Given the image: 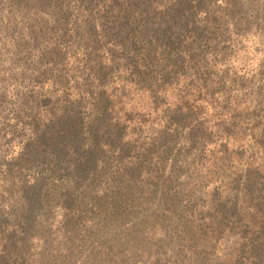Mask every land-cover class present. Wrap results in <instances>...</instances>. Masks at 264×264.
<instances>
[{
	"label": "rangeland",
	"instance_id": "1",
	"mask_svg": "<svg viewBox=\"0 0 264 264\" xmlns=\"http://www.w3.org/2000/svg\"><path fill=\"white\" fill-rule=\"evenodd\" d=\"M98 1L0 0V264H264V0L227 7L225 37L149 87L110 72L119 132L93 149L75 31ZM81 97L77 146L23 157Z\"/></svg>",
	"mask_w": 264,
	"mask_h": 264
},
{
	"label": "trees",
	"instance_id": "2",
	"mask_svg": "<svg viewBox=\"0 0 264 264\" xmlns=\"http://www.w3.org/2000/svg\"><path fill=\"white\" fill-rule=\"evenodd\" d=\"M212 1L97 2L98 23L95 24L96 17L91 16V24L90 21L84 22L83 31H75V37L79 39L78 47L85 48L82 60L77 63H81V68L76 66L75 70L81 74L84 93L87 92L97 109L89 123L94 137L93 149H98L104 144L111 146L113 144L111 137L119 132L110 122L111 112L115 106L107 94L111 82L107 80L109 73H115L118 79H124L132 86L138 87L137 84H142L143 87H149L146 84L151 81L147 77L158 68L167 76L174 70V73H177L184 66L195 64L200 56L198 52L200 43L210 38L222 40L225 37L224 28L228 21L226 17L231 14L225 9L235 7L239 0H225L224 8L218 6L217 1ZM200 14L204 16L199 18ZM105 39L106 42H101ZM108 44L112 47H107ZM64 48L65 50H58L57 47L56 50L52 49L53 61L65 60L70 56L69 44ZM96 57L105 58L106 63L101 65ZM58 77L63 78V75L60 74ZM57 82L60 83L61 80ZM65 83L68 84L66 80L63 84ZM71 87L75 90L78 88L77 85ZM82 100L83 97L73 100L62 99L58 106L59 114L53 117V124L34 130L35 143L32 148H24L23 157L30 158V163H42L45 160L42 148L47 146L46 142L52 137L60 139L68 149L72 148L71 146L76 147L81 141V130L85 123L74 109L79 108ZM70 140L72 142H69ZM75 158L78 160V157Z\"/></svg>",
	"mask_w": 264,
	"mask_h": 264
}]
</instances>
